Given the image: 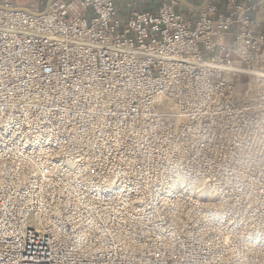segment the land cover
I'll use <instances>...</instances> for the list:
<instances>
[{"label":"built area","instance_id":"built-area-1","mask_svg":"<svg viewBox=\"0 0 264 264\" xmlns=\"http://www.w3.org/2000/svg\"><path fill=\"white\" fill-rule=\"evenodd\" d=\"M137 3L0 0V264H264V0Z\"/></svg>","mask_w":264,"mask_h":264},{"label":"rangeland","instance_id":"rangeland-1","mask_svg":"<svg viewBox=\"0 0 264 264\" xmlns=\"http://www.w3.org/2000/svg\"><path fill=\"white\" fill-rule=\"evenodd\" d=\"M140 6L142 7H150L153 6L157 0H137ZM12 3L17 4L19 6L23 7H36V6H41L43 3V0H11ZM125 2V1H123ZM122 2V5H123Z\"/></svg>","mask_w":264,"mask_h":264}]
</instances>
